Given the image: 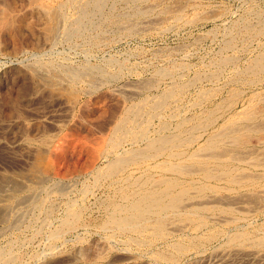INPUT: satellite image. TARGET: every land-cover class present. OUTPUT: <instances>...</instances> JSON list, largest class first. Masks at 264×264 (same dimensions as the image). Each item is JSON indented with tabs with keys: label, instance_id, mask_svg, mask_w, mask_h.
Wrapping results in <instances>:
<instances>
[{
	"label": "bare ground",
	"instance_id": "1",
	"mask_svg": "<svg viewBox=\"0 0 264 264\" xmlns=\"http://www.w3.org/2000/svg\"><path fill=\"white\" fill-rule=\"evenodd\" d=\"M0 1L1 5L7 8H0V39L12 43L13 54L29 56L15 63L16 65L0 63V264H18L20 258L27 255L41 258L42 264L58 263L59 257L66 253L64 249L71 238L80 242L83 236L92 231L99 235L102 233L104 235L101 236L102 239L107 241L123 244L129 241L143 246L151 240L167 242L174 230L181 231L183 235L185 230H189L190 233L191 231L202 233L207 230L205 232L207 235L211 227L219 224L221 219L223 223L232 225L229 228L232 232H225L226 244L233 241L243 244V241L251 238L250 242L246 240L247 245L252 242L251 245L264 246V218L260 227L251 230L249 226L253 221H247L249 218L242 213L236 215L234 210L235 212L237 210L232 207L234 204L230 206L226 202V205H221L223 198L218 194L220 191H235L241 194L242 191L239 189L247 187L251 189L247 191L251 195L259 192L253 187L264 186L259 175L244 173L246 167L242 165L244 163L252 165L253 160H244L245 153L237 154L229 149L230 146L238 149L247 147L250 136L256 131L258 133V129L264 130V121L259 122L256 119L257 114L247 108V103H243L244 107L239 110L231 111L230 99L236 94L244 93V90L235 92L236 94L228 93L230 95L223 97L224 99L221 97V102L218 101L215 107L200 109L193 118H181L182 120L176 122L174 132L156 134L158 131L156 113L162 110L165 101L184 92L183 90L192 82L195 83V80L199 82L205 78L210 81L211 78L212 80L216 78L214 81H217L218 71L211 72L209 76L201 79L197 78L202 73L198 76L194 75L192 82L187 81L189 83L172 82L168 89L162 90L157 95L156 74L162 79L173 78L172 71L161 69L156 72L154 69L156 73L151 75L150 79L147 77V81H140V78L138 80L139 74H137L135 79L138 81L129 82V78L134 76L132 72L138 70L135 67L137 65L132 64L128 70L125 66L115 64L112 60L103 57L93 63L92 56L88 53L86 59L82 62L80 60V63H75L74 59L61 61L58 60L59 56L56 57L55 42L61 30H64V34L60 33L62 38L63 35L65 39L77 36L84 38L88 44L95 42L96 37L89 32V22L92 15L101 17L100 10L105 8L104 4L108 0H82L81 6L76 9L79 10L78 16L69 21L70 25L64 22L62 6L73 0H66L64 4L56 0V2L24 0L29 3L35 2L30 12L33 11L36 16L27 13L16 15L17 17H13L9 12L18 7L22 0ZM112 2L113 0H110V3ZM124 2L126 4V1ZM86 7L92 12H87ZM131 9L134 10V7L132 6ZM167 9L168 7L163 11L165 10L166 13ZM172 10L168 9L169 14L177 12ZM135 12L133 16L137 13ZM90 14L91 16L88 17ZM257 16L258 22L254 20L253 23L257 26L243 28L248 29L249 36L263 32L264 16L259 14ZM179 18L181 19L180 16ZM127 21L122 22L125 24ZM122 24L116 25L117 29L128 32L131 30V27ZM95 27H98V23L93 25V28ZM37 28L38 34H36ZM259 42L261 44V41ZM220 57L217 60L223 66V70L224 65L225 67L227 64L232 65L229 72L232 74L230 82L232 81L234 85L245 81L244 85L249 86L256 81L257 74H264V50L251 57L242 69L234 66L238 61L235 56L226 54ZM178 66L171 68L177 70ZM183 68L184 66L182 71ZM218 70L224 72L222 68ZM180 75L183 74L176 77ZM242 75L246 76L245 79L240 78ZM211 88L197 89L199 97L204 98L205 94L208 95V90L214 91ZM216 112L225 115L216 116ZM217 117L221 119L216 125ZM255 121L258 123H255L258 129H255L257 128L254 125ZM185 124L190 125L181 129ZM163 126L164 124L161 125L162 128ZM202 134L204 137L193 152L187 154L186 150L181 149L200 139ZM261 159L258 160L263 161ZM229 196L233 195H224V201H229ZM256 197L257 195L254 198ZM263 198L264 196L262 198L258 196V199L263 200ZM219 213L227 216L221 217ZM262 214L264 215V212ZM213 220L216 221L214 224ZM238 221L245 222L236 224ZM168 223L170 226H167ZM249 235L254 237H248ZM36 239L42 244L39 252H28V242ZM181 240L167 242L166 246L175 254H183L182 251L189 246L187 242L190 240L186 242ZM113 249L110 247L109 250ZM126 249V251L130 250ZM106 252L108 253V250H103V246L95 247L92 244V247L73 250L70 256H72L71 260L79 256L82 260H89L88 264H96L94 259H90L91 256L96 259ZM175 254L171 253L165 258V253L156 251L155 258H152L156 260V257H159L174 262Z\"/></svg>",
	"mask_w": 264,
	"mask_h": 264
},
{
	"label": "rangeland",
	"instance_id": "2",
	"mask_svg": "<svg viewBox=\"0 0 264 264\" xmlns=\"http://www.w3.org/2000/svg\"><path fill=\"white\" fill-rule=\"evenodd\" d=\"M56 1L58 3H63V2L65 3L66 0H56ZM73 1L67 2L65 4L63 3L64 5L62 6L64 9V10L62 9L63 13H64V14H62V17L65 16L64 22L67 25H70L69 21L73 20L74 17L78 16L79 10L77 11L76 9H79V7L81 6V3L84 0L83 1L82 0H73ZM120 1L121 0H113L112 3H110V0L106 1L104 4L105 8L103 7V9L100 10L101 17L98 15H92V16H91V14L88 15V17L91 16L90 22L92 21V23L89 22V30H90L89 32H92L93 34L91 33V35L96 37V40L93 44H88V42H85L84 38L77 37V36L76 37L74 36V38H73V36L72 37L70 36L69 38H67L68 39L67 40L64 38V35H63V38H62L61 34L62 33L64 34V30H61L59 32L58 39L55 42V49H54L56 57L59 56L58 57L59 59L58 58L57 59L61 60V61H63V59L64 60H70V59L73 60L74 59V61H76L75 63H77V62L80 63V60L82 62V61H84V59H86L85 57H86V54L88 53L92 56L91 60H93V61H91V62H93V63H96L95 60L100 61L103 57L104 59L107 58L106 60H108V59L112 60V62H114L115 64H120L122 66H125V68H127L128 70L132 67V64L137 65L135 67H137L138 70L137 71L134 70V72H132L134 76H131L132 78H129L130 79V80H128L129 82H133V81L136 82L140 79H141L140 81H147L148 80L147 77L150 79L151 75H153L154 73L158 72L161 69L162 70L167 69V70L172 71L174 73V75H172L173 78L163 77V79H162L160 76H157V74H156V79H157L156 82H158V83H156V86L158 85L156 87V94L157 95L162 90L168 89L169 85L172 82L176 83V81H177L178 83H180V82L189 83L187 81H191V80L193 81L192 78L194 75L198 76L199 73H202L197 78V79H199V78L201 79L205 76H209L211 74V72H217L218 71V73H217V77H218L217 79L218 80L217 81H214L216 78L214 80H212L213 78H211L210 81H209V79L203 78V80L201 79V81L199 80V82L197 80H195L196 81L195 83H193L191 81L192 83L190 84V86L188 84H186V85H188V88L185 89L187 91L183 90L184 92H180L179 94L171 97V99L169 98L165 101V103L163 105L164 107L162 108V110H160L159 113H156L158 115V116L156 115V118H157L156 119V128H157L156 130H158V131H156L157 132L156 134H158V132L159 133H166V134L174 132L176 125H177L176 122H178L179 120H182L185 117H186L185 119L193 118V116H195L196 114H198L200 112V109H205L208 107H215L214 105H216V103L218 101L221 102L220 101L221 97H222V99H224L225 97H228L230 95L228 93L234 92V94H236L237 92L239 93V91L243 92V90L245 91L244 93L236 94L235 96H233L230 99L231 111L232 110L233 111L239 110L243 106V103L244 104L247 103V105H248L247 108L252 110L254 112V114H257L256 119L259 122L264 121L263 120L264 119V106H263L264 105V74L260 73V74L256 75L255 79L258 82L257 84L255 83L256 81H254L253 84H250L248 86V85H244L245 81H243V82L241 81V83H237L234 85L233 83H231L232 81L230 82V80L232 79V77H230V76H232V74H230L229 69H231L232 65L227 64V67H225L226 65H224V70H223V66L219 63V60H217L218 57H220V54H221V57H224V55H226V54H227V56H230V55L235 56L236 58H238V61L236 62V64L234 66L238 67L237 69H240V68L242 69V67L245 66V64L247 63V61L251 57L255 56L256 53H258V52H263V50H264V28L262 30L263 32L259 33L260 35L259 34H253L252 36H249V34L247 33V32H249L248 29H243V28H247V27L251 28V27L257 26V25H254L253 23H254V20H256L255 22H258V16H257L258 14H259V16H262V17L264 16V0H188V1L187 0H145V1L144 0H142V1L141 0H135V1L134 0H124V1H126L127 6L123 0L121 2ZM128 1H130V2H128ZM131 1H133V2H131ZM78 3H79V5H78ZM108 3L110 4L109 7H108V5H109ZM34 4H35V2L29 3L28 1L22 0L21 3L18 5V7L10 10L9 14L12 15L13 17L16 15L20 16V15H24L27 13H31L33 16H36L33 11L30 12V9L33 7L32 5H34ZM3 6H5V5H3ZM3 6L1 5V1H0V8L7 9L6 7L4 8ZM130 6L131 7L133 6L134 10L136 9L135 11L137 13L140 10V12L142 14L139 12V14L137 16V13L133 9H131ZM198 6H200V7H198ZM166 7H168L169 10L173 9L172 11L177 10V12L176 13L172 12L169 14V11L167 9L168 13L167 12L165 13L164 12L165 10L163 11V9H166ZM86 9L85 10L87 12H90V13L92 12V11H89L90 10L89 7L88 8L86 7ZM108 9H109V12L107 11ZM142 9L146 10V11L144 12ZM147 9H149V10L153 9V10L147 11ZM112 10H114V11H112ZM220 10H221V12H220ZM133 11L136 13L135 14L136 16L132 15L134 13ZM260 12H262V13H260ZM61 13H62V11H61ZM148 13H150V14H148ZM109 14H111V15H109ZM144 14H147V15H144ZM179 16L181 17V19L179 18ZM88 17H86V18H88ZM174 18H176V19H174ZM200 19H201V21H200ZM124 20H126V21L128 20L127 22H125L126 25L124 24V22H122ZM184 21L187 23V25H186V23L184 24ZM241 21H244V23L243 22L241 23ZM96 23H98V27L93 28V25L95 26ZM121 24H122V26L125 25L126 27L127 26L131 27V30H129V32H128L125 30L122 31L121 29H117L116 25L121 26ZM130 24H132V25H130ZM245 24H247V25H245ZM249 24H253V25L251 26ZM114 26H116V28ZM134 27H135V29H134ZM238 28H240V29L238 30ZM92 29L94 31H92ZM162 29H163V31H162ZM164 29H167V30H164ZM130 31H133V32H130ZM37 32H38V28H37L36 34H38ZM250 35H251V33H250ZM236 36H238L237 39H236ZM256 36H257V38H256ZM245 37H247V39ZM97 38H99V39H97ZM192 39H194V40H192ZM231 39H232V41H231ZM3 40L4 39H0V55H1L0 56V63L6 64V65H16L20 61H22L26 58H29L28 55H20V54L15 55V54H13L12 43L9 41H3ZM259 41H261V44ZM257 42H258V44H257ZM59 44H60V46H59ZM240 44H241V46H240ZM243 45H244V47H243ZM256 45L260 46V48L257 47ZM6 48H7V50H6ZM61 49H63V50L61 51ZM73 49L76 53L75 52L73 53ZM85 49H87V50H85ZM8 50L10 52H8ZM68 51H70V52H68ZM61 52H63V53L65 52L64 55ZM11 54L13 56H11ZM71 55H72V57H69ZM82 55H83V57H82ZM108 56H110V57L108 58ZM127 59H129V60H127ZM216 62H217V64H216ZM9 63H11V64H9ZM183 63H185V64H183ZM127 64L130 65V67ZM211 64H212V66H211ZM217 65H220V66H217ZM177 66H178L179 70L178 69L172 70L173 67H177ZM183 66H184V68L182 71ZM187 66L189 67V69ZM219 68H222V70L224 72L225 71L226 72L224 73L221 70H218ZM154 69L156 72H154ZM206 69H207V71H206ZM135 71L137 73H135ZM227 71H228V73H227ZM205 72H207V73H205ZM208 72H210V73L208 74ZM203 73H205V74L203 75ZM137 74H139L138 80L135 79V78H137L136 77ZM179 74H183V75L176 77V75H179ZM218 74H219V76H218ZM181 76H183V77H181ZM158 77H160V78H158ZM179 77H181V78L179 79ZM245 77L246 76L242 75L240 78L245 79ZM168 79H171V81H169ZM173 79H174V81H173ZM259 79L261 81H258ZM211 82H212V84H210ZM223 82H224V85H223ZM203 83H205V84H203ZM191 85L192 86L194 85L193 86L194 90L192 89ZM214 86H215V88H214ZM209 87L210 88L212 87L211 89H213L214 91L208 90L209 94L208 95L205 94L204 98H202V97L200 98L199 93H197V92H199L197 89H199V88L206 89ZM182 93H184V94H182ZM179 95H181V96H179ZM247 99H249V100L247 101ZM169 100H171V101L168 102ZM172 100H173V102H172ZM192 101L194 102V104ZM166 103L169 105H167ZM186 104L188 105L189 109L186 108L187 107ZM258 111H260V112H258ZM218 114H220V113L216 112V116H218ZM220 115L223 116V115H225V113L220 114ZM177 116H179V117H177ZM171 117H174V118H171ZM176 117H177V119L175 120ZM220 119H221L220 117H217V119L215 121L216 125L220 123ZM164 121L168 122V124L165 123ZM159 122H161V124ZM255 123H257V122L255 121L254 125H255ZM162 124H164L163 128L161 127ZM189 125L190 124H185L184 126H182L181 129H184ZM174 126H175V128H174ZM255 127H257V125H255ZM255 129H258V127ZM159 130H161V131H159ZM163 130H164V132H163ZM199 132H201V131H199ZM203 137H204V135L202 134L200 139L189 144L188 145L189 147L188 146L186 148L181 147V149H183V151L186 150L187 154L193 152L194 148L197 147V145L202 141ZM246 148L249 149V151H247ZM229 149H232V151L237 153V154L245 153L244 154V160H250V159L253 160L254 163L252 165L246 164V163H244L242 165V163H241V165L243 167H246V170L244 171V173H247V174L250 173L251 175L254 174V176L259 175L258 177L261 180V182H264V169H263V167H264V151L262 152V150L264 149V130L258 129V133H257V131H256V133L254 132V134L252 136H250V138H249V145L247 147L242 148V149H238V148H235L233 146H230ZM247 152H248V154H246ZM248 157H250V158L248 159ZM158 158L156 157V159H158ZM261 158H263V159H261ZM258 159L259 160L261 159L263 161H259ZM254 160H257V161H254ZM158 161H160V160H158ZM255 174H257V175H255ZM260 175H262V176H260ZM253 188L255 191H259V192H254L253 194L249 195V193H247V191H250L251 189L246 187V188L239 189V191H242L241 194L239 192L236 193L235 191H234L235 193L234 192H225V191H220L218 193L220 196L222 195L221 197L223 198V200H222L223 202H220L221 205L222 204L223 205L230 204V206H232L234 204L232 207H234L233 209L237 210V212H235V210H234V213L236 215H238L239 213H242L244 216L249 218V220H247V221H253L252 225L249 226L251 230L256 228V227H260L261 221H263V218H264V215L262 214V212H264V201H263L264 198H263V200L258 199V196H259V198H262L264 196L263 195L264 186L257 185ZM261 190L263 191V193ZM246 193L248 195H246ZM238 194H240V195L238 197H236ZM254 194H255V196L257 195L256 198H254L255 197V196H253ZM224 195H233L234 198H233V196H229V201H227V200L224 201L225 200ZM241 197L244 199H242ZM230 198H232V199H230ZM232 200H234L235 202ZM248 200H250V201H248ZM231 202H233V203H231ZM212 214H214V213H212ZM218 215H220L221 217L227 216L224 213H219ZM215 222L216 221L213 220V224ZM244 222L238 221L236 224H241ZM218 223L219 224H215V226L213 225L211 227L210 232L207 234L210 236L208 238L206 237L207 235L205 234V232L207 230L205 232H202V233L201 232L195 233L192 231L190 233L189 230H185L186 232L183 231L185 233L184 235L179 230L178 231L177 230L172 231L173 233L170 234V237L168 238L167 242L171 243V242H175V241L185 239V238H186L184 240L185 242L189 241V240L191 241V242L190 241L187 242L189 244V246L184 251H182L183 254H181V253L175 254V252L171 251V249L166 246L167 242H165V241L151 240L150 242H147L143 246H138L133 242L129 243V241L126 242L127 244L126 243L123 244L121 242L107 241L106 239H102V237L104 236L102 233H100V235H99V234L95 233L94 231H92L90 234L85 235V237L83 236V240L80 241L82 243L78 242V240H76L74 238H71L72 240L68 241V243L64 249V251L68 254L65 253L62 256H60L59 260H58V258H56V259L59 262H61V264H62V262H64V263L66 262L67 264L68 263L69 264H86V263L88 264L89 260L88 261H87V259L82 260L79 258V256L73 257L71 260L72 256H70V254L72 255L71 252L77 248H88V247H92V244H93L95 247H97V246L102 247L103 246V250L104 249L108 250V253L107 252L104 253L102 257L101 256L96 257L97 261H96L94 256H91L92 258H90V259L91 260L94 259L93 261H95L96 264H102V263L105 264L106 262H107L106 264H108V263L109 264H264V246L258 247L257 245H251V244H253L252 242L249 243L250 240H252L251 238H249L250 240L246 239L249 241L248 245H247L246 240H245L246 242L245 241L242 242L245 245L238 243V242H235V241L228 242V244H226L225 243L226 242V240H225L226 239V236H225L226 233L225 232H228V231L232 232L229 230V228L232 225L227 224L226 222L223 223L222 219H221V222H218ZM167 226H170V224L168 223ZM211 231H212V233H211ZM215 231L217 233L220 232L221 234H217ZM252 233H255V232H252ZM261 233L262 232H260V234ZM189 236H190V238L191 237H193V238L190 239V238H188ZM203 237H205V238H203ZM248 237H254V235H249ZM170 239H172V240H170ZM193 239H195V240H193ZM181 241L184 242L183 240H181ZM75 242H76V244H75ZM36 243L38 244V243H40V241L38 239H36V240H32V242L31 241L28 242V248H27L28 252H31V251L32 252L33 251L39 252V250H40L39 248L42 246V244L40 243L37 245ZM79 243H80V245H79ZM234 243H237V244L234 245ZM110 244H112V245H110ZM223 244H224V246H223ZM0 245H1V243H0ZM35 245H36V247H35ZM147 245L149 247H147ZM120 246H122V247H120ZM110 247H113L114 249L110 251L109 250ZM132 247H134V248H132ZM34 248H36V249H34ZM123 248L125 250H123ZM126 248H128V250L129 249L130 250L126 251L127 250ZM165 249L167 250L166 252H165ZM133 250H134V252H133ZM141 251H144V252H141ZM156 251L165 253V258L167 257V255L169 256L171 253H174L176 255L175 261H174V259H173L174 262H172V261H168L166 259H162L159 257H156V260H154V258L156 256L155 255ZM186 251H188V253ZM231 251H233V252H231ZM168 252H171V253L168 254ZM66 255H68V256H66ZM113 255H115V256H113ZM126 256H128V257H126ZM112 257H114L115 259ZM119 257H120V259H119ZM152 257H154V258H152ZM62 258H63V260H62ZM40 259L41 258L37 259L34 256L33 257L32 256L30 257L28 255L22 256L20 258L18 264H42ZM112 260H114V261H112ZM110 261H111V263H110ZM59 262L58 263L56 262V263L60 264Z\"/></svg>",
	"mask_w": 264,
	"mask_h": 264
}]
</instances>
